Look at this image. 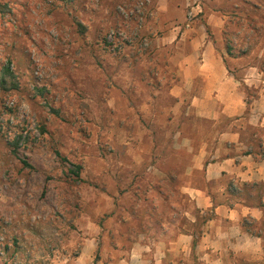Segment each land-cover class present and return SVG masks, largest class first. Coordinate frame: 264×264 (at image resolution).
Listing matches in <instances>:
<instances>
[{
    "label": "rangeland",
    "instance_id": "obj_1",
    "mask_svg": "<svg viewBox=\"0 0 264 264\" xmlns=\"http://www.w3.org/2000/svg\"><path fill=\"white\" fill-rule=\"evenodd\" d=\"M209 14L247 106L236 118L200 115L202 78L182 83ZM201 149L205 162L264 160V0H0V264H153L156 250L206 264L193 242L216 214L197 208L192 184L247 211L252 240L223 264H264V173L207 181L193 168ZM182 234L189 256L169 250Z\"/></svg>",
    "mask_w": 264,
    "mask_h": 264
},
{
    "label": "crops",
    "instance_id": "obj_2",
    "mask_svg": "<svg viewBox=\"0 0 264 264\" xmlns=\"http://www.w3.org/2000/svg\"><path fill=\"white\" fill-rule=\"evenodd\" d=\"M213 17L218 18L215 15H206L198 27L194 25L192 28L193 49L186 60L180 64L182 83L190 87L196 79L202 78L201 92L191 101V106L196 108L200 115L210 119L218 118L221 114L236 118L245 112L247 106L235 78L223 62V57L217 54L215 46L208 39L205 26L211 25ZM198 43H201V46L198 47ZM220 141L233 143L237 150L241 149L239 134L235 131H223ZM193 168L203 170L204 179L207 181L220 182L225 177L251 180L258 172L264 173V160L253 161L251 154L236 156H215L214 154L210 161L205 162V153L201 149L194 158ZM223 186L217 189L220 192L219 195L225 193L222 191ZM185 190L202 212L214 208L216 214L215 218L208 222L195 247L200 260L206 264H223L224 251L229 248L243 249L249 245L252 239L241 222L247 213L246 209L217 201L213 194L201 186L192 184L185 187ZM170 246L171 253L175 255L183 253L189 256L192 250V239L182 234L171 242ZM131 256L129 263H125V259H117L115 264H146L147 262L137 254ZM154 260L153 264H175L172 258L173 263L171 261L163 263L161 257L158 259V250L155 252Z\"/></svg>",
    "mask_w": 264,
    "mask_h": 264
},
{
    "label": "trees",
    "instance_id": "obj_3",
    "mask_svg": "<svg viewBox=\"0 0 264 264\" xmlns=\"http://www.w3.org/2000/svg\"><path fill=\"white\" fill-rule=\"evenodd\" d=\"M228 48V52L230 54H232V46L231 45H227ZM248 154H252L251 152H248ZM75 168L70 169V172L72 174H74L76 177L80 178V174H81V166L80 165H74ZM196 241V240H195ZM196 246V242H193V248H195Z\"/></svg>",
    "mask_w": 264,
    "mask_h": 264
}]
</instances>
